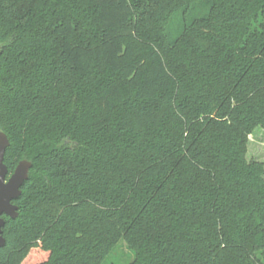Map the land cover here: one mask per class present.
<instances>
[{"label":"trees","instance_id":"1","mask_svg":"<svg viewBox=\"0 0 264 264\" xmlns=\"http://www.w3.org/2000/svg\"><path fill=\"white\" fill-rule=\"evenodd\" d=\"M264 0H0V264H264Z\"/></svg>","mask_w":264,"mask_h":264},{"label":"water","instance_id":"2","mask_svg":"<svg viewBox=\"0 0 264 264\" xmlns=\"http://www.w3.org/2000/svg\"><path fill=\"white\" fill-rule=\"evenodd\" d=\"M9 146L7 135L0 130V248L5 241L2 236V227L4 226L3 215L10 218L17 216V206L13 200L17 199L21 193V186L28 178V172L31 167V162L26 159H21L16 164L12 173L7 176L8 170L3 163L4 153Z\"/></svg>","mask_w":264,"mask_h":264},{"label":"rangeland","instance_id":"3","mask_svg":"<svg viewBox=\"0 0 264 264\" xmlns=\"http://www.w3.org/2000/svg\"><path fill=\"white\" fill-rule=\"evenodd\" d=\"M246 158L251 161L264 163V128L256 127L248 135L246 146ZM134 258V253L128 248L124 239L119 238L114 249L106 257V264H128Z\"/></svg>","mask_w":264,"mask_h":264}]
</instances>
